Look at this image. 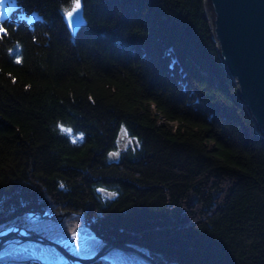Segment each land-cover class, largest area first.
<instances>
[{"label": "trees", "instance_id": "16d2710c", "mask_svg": "<svg viewBox=\"0 0 264 264\" xmlns=\"http://www.w3.org/2000/svg\"><path fill=\"white\" fill-rule=\"evenodd\" d=\"M80 1L71 34L76 0H0V230L133 245L156 264H264V137L204 0Z\"/></svg>", "mask_w": 264, "mask_h": 264}, {"label": "water", "instance_id": "95a60500", "mask_svg": "<svg viewBox=\"0 0 264 264\" xmlns=\"http://www.w3.org/2000/svg\"><path fill=\"white\" fill-rule=\"evenodd\" d=\"M203 7L220 63L236 87V99L246 107L255 132L264 137V0H204ZM70 12L71 16L68 15ZM63 23L71 34H75L85 24L81 1L79 8L74 4L63 16ZM13 229L25 233L18 237L20 242L45 243L67 259L55 263L37 258L44 264H92L98 259H106L104 255L112 250H126L147 264H156L150 256L133 245L114 244L96 237L99 241L97 251L83 260H77L60 243L19 226L1 230L0 239ZM5 255L0 253V257Z\"/></svg>", "mask_w": 264, "mask_h": 264}, {"label": "bare ground", "instance_id": "6f19581e", "mask_svg": "<svg viewBox=\"0 0 264 264\" xmlns=\"http://www.w3.org/2000/svg\"><path fill=\"white\" fill-rule=\"evenodd\" d=\"M24 232L21 230L13 229L11 233H9L5 238L0 239V253L8 254L12 251L13 248L19 247L23 250H29L35 257H39L40 259L47 262H64L67 261L65 257H63L57 250L53 247L37 241H26L20 242L18 237L24 236ZM85 246L84 249L77 248L75 251H72L73 256L77 260H83L86 257L91 256L95 253L99 247V242L97 239H87V242L84 241ZM104 257L110 264H147L145 261L134 255L132 252L126 250H112L107 252Z\"/></svg>", "mask_w": 264, "mask_h": 264}, {"label": "rangeland", "instance_id": "374dc122", "mask_svg": "<svg viewBox=\"0 0 264 264\" xmlns=\"http://www.w3.org/2000/svg\"><path fill=\"white\" fill-rule=\"evenodd\" d=\"M73 7V6H72ZM71 10V9H70ZM69 10V11H70ZM8 11V9L5 11V13ZM206 15V14H205ZM68 131H71L70 129H68L67 130V132ZM127 141H128V138L126 137V135L124 134V133H121V136H120V138L118 139V146L119 147H122V146H124L126 143H127ZM116 157H117V152L115 151V150H112V151H109L108 153H107V156H106V159L108 160V161H112V160H114V159H116ZM14 226H16V225H14ZM10 227V226H9ZM9 227H6V228H4V229H7V228H9ZM20 227V226H19ZM23 228V227H22ZM4 229H2V230H4ZM25 229V228H24ZM27 230H29V229H27ZM1 231V230H0ZM32 231V230H31ZM34 232V231H33ZM41 236V235H40ZM90 239H93L94 237H89ZM95 239V238H94ZM86 241V240H85ZM87 242V241H86ZM99 242V241H98ZM87 247V244H86V246H85V244H84V249ZM83 248H79V249H83ZM76 249H73V250H71L70 252H72V251H75ZM16 251H24L23 249H21V248H19V247H15V248H13L12 249V251L10 252V253H8L7 255H9V254H11V253H13V252H16ZM7 255H5V256H7ZM32 256H33V260L34 261H36V262H39V261H37V258L38 259H40L39 257H35L33 254H32ZM106 261V260H105ZM108 262V261H107ZM39 263H43V262H39ZM44 264V263H43Z\"/></svg>", "mask_w": 264, "mask_h": 264}, {"label": "snow or ice", "instance_id": "6c2138e0", "mask_svg": "<svg viewBox=\"0 0 264 264\" xmlns=\"http://www.w3.org/2000/svg\"><path fill=\"white\" fill-rule=\"evenodd\" d=\"M75 7L76 8H79L80 7V0H76V3H75ZM69 16L72 15V13H68ZM5 31V29L3 27H0V33H3ZM17 63H19V61H17ZM76 237L73 236V239H75Z\"/></svg>", "mask_w": 264, "mask_h": 264}]
</instances>
